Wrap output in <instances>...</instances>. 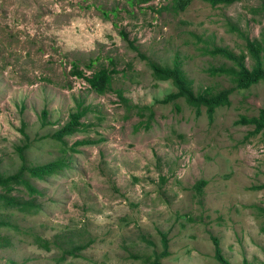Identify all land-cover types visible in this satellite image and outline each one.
I'll list each match as a JSON object with an SVG mask.
<instances>
[{"label":"rangeland","instance_id":"374dc122","mask_svg":"<svg viewBox=\"0 0 264 264\" xmlns=\"http://www.w3.org/2000/svg\"><path fill=\"white\" fill-rule=\"evenodd\" d=\"M174 6L0 0V174L20 169L17 148L25 145L28 164L64 166L29 180L40 195L23 184L0 187L35 205L23 212L0 201V264H149L165 250L162 264H219L211 236L232 264H264V190H254L264 185V133L236 124L259 115L264 81L235 91L211 120L184 100L157 104L174 86L156 80L130 46L160 65L178 58L196 92L228 89L230 78L208 70L231 63L205 49L249 54L244 37L264 36V0L217 7L191 0L184 12ZM74 66L88 77L103 66L115 69L111 91H92L73 76ZM80 104L88 109L83 130L53 139ZM86 139L94 144L75 146ZM200 181L207 183L201 194ZM45 241L50 249L42 248Z\"/></svg>","mask_w":264,"mask_h":264},{"label":"trees","instance_id":"16d2710c","mask_svg":"<svg viewBox=\"0 0 264 264\" xmlns=\"http://www.w3.org/2000/svg\"><path fill=\"white\" fill-rule=\"evenodd\" d=\"M206 3H209L213 7L219 5L230 6L241 0H202ZM191 0H175L176 6L173 7V10L176 12H184L187 7L190 5ZM233 30L238 31L237 27H234ZM240 32V31H239ZM264 34V33H263ZM242 35V33H241ZM123 36L127 38V35L123 33ZM246 40V48L249 52L242 51L240 54L235 53L228 47H208L206 54L211 57H222L227 62L231 64L224 63L218 67L212 66L208 73L215 77H227L230 78L233 86L228 89H223L217 91L214 88H205L200 92L194 90L193 81H191L185 71L182 68V63L178 61V58L174 59L173 66L160 65L152 61L146 55L142 54L138 47L135 46V43L130 42L131 48L138 52L139 57L146 61L149 67L153 72V76L156 80L171 82L174 86V91L166 95L161 100H156L157 104L168 105L176 104L179 100H184L187 105L197 111V114L200 115L202 108L206 109V112L211 120L215 116V113L218 109L223 107H228L231 104V96L237 90H248L251 87L259 84L264 81V36L260 39L251 40L249 37H244ZM251 58L253 65L249 67L246 63V60ZM111 63H113L111 61ZM91 68V66H89ZM73 76L83 79L88 83L90 89L96 92L99 95H105L111 91L114 76L117 74L115 69H109L106 66L101 67L98 71L94 72L90 77H88L83 71H80L77 66H74ZM118 98L122 99L124 102L128 103L129 100L124 97V92H117ZM88 114V109L83 108L81 104L79 105L77 111L70 115V121L64 125L59 131L52 135V138L63 142L66 136H71L75 133L81 132L83 130L84 124L81 123V119ZM154 118V112L151 111L149 115L148 126L150 125L151 120ZM42 119L46 125L48 122V112L46 110L42 111ZM237 125H248L254 126L252 135H258L264 133V107L260 110L258 116L253 117H241L240 120L236 122ZM86 127V126H85ZM23 134L25 138H28V135L23 129ZM94 143L90 140L78 141L75 146H90ZM29 145L21 146L17 148L19 158L21 160L20 169L12 175L5 176L0 174V187L7 191H12V186L23 184L25 185L27 191L30 195H40L35 186L29 181L31 178L43 180L47 176L55 174L58 172V169L64 167L61 161L51 162L47 164L31 165L28 164L25 149ZM25 174L28 176V179H25ZM206 181H200L196 185V189L201 194L203 188L206 186ZM254 190H264V185L255 187ZM35 200V199H33ZM0 201H3V206L7 208H16L21 211H29L34 208V201H22L19 198L11 197L7 195L0 194ZM5 226V223L0 220V227ZM211 240L214 245V256L219 264H232L229 259H227L223 253V248L221 246V241L218 237L211 236ZM42 248L50 249L49 242L45 241L42 243ZM164 246L167 248V240L164 237ZM76 249H83L79 247ZM72 252V253H71ZM72 255L74 250L69 251ZM168 255V252L165 250L162 256H159L154 253V258L149 260V264H162L161 258ZM243 264H248L247 260H244Z\"/></svg>","mask_w":264,"mask_h":264}]
</instances>
